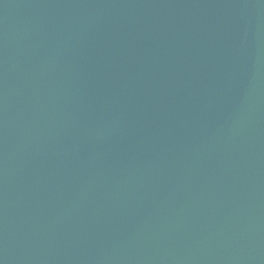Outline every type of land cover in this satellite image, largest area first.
<instances>
[{"label": "water", "instance_id": "1", "mask_svg": "<svg viewBox=\"0 0 264 264\" xmlns=\"http://www.w3.org/2000/svg\"><path fill=\"white\" fill-rule=\"evenodd\" d=\"M0 264H264V0H0Z\"/></svg>", "mask_w": 264, "mask_h": 264}]
</instances>
